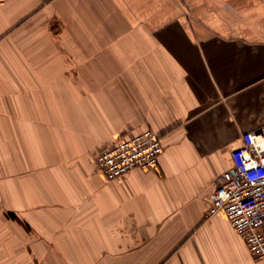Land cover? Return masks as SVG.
<instances>
[{
    "label": "crops",
    "instance_id": "0c3cea01",
    "mask_svg": "<svg viewBox=\"0 0 264 264\" xmlns=\"http://www.w3.org/2000/svg\"><path fill=\"white\" fill-rule=\"evenodd\" d=\"M264 127V0H0V264H264L216 178ZM152 129L150 168L94 155ZM3 212L0 210V213Z\"/></svg>",
    "mask_w": 264,
    "mask_h": 264
},
{
    "label": "built area",
    "instance_id": "2783aa9c",
    "mask_svg": "<svg viewBox=\"0 0 264 264\" xmlns=\"http://www.w3.org/2000/svg\"><path fill=\"white\" fill-rule=\"evenodd\" d=\"M162 151L152 129L119 137L95 156L98 171L115 179L133 168H150ZM232 167L216 178L208 214L223 212L250 253L264 259V127L242 134L231 153Z\"/></svg>",
    "mask_w": 264,
    "mask_h": 264
},
{
    "label": "rangeland",
    "instance_id": "374dc122",
    "mask_svg": "<svg viewBox=\"0 0 264 264\" xmlns=\"http://www.w3.org/2000/svg\"><path fill=\"white\" fill-rule=\"evenodd\" d=\"M102 148H103V147H102ZM99 151H100V150H98V151L95 153V155H94V164H95V167H96L97 170H98V168H97V166H96L95 156H96V154H97ZM0 210L3 211V212L0 213V217H6V216H7V212L4 211L5 209L3 208V209H0Z\"/></svg>",
    "mask_w": 264,
    "mask_h": 264
},
{
    "label": "trees",
    "instance_id": "16d2710c",
    "mask_svg": "<svg viewBox=\"0 0 264 264\" xmlns=\"http://www.w3.org/2000/svg\"><path fill=\"white\" fill-rule=\"evenodd\" d=\"M7 216L10 217V218H17L16 215L14 213H12V212H8Z\"/></svg>",
    "mask_w": 264,
    "mask_h": 264
}]
</instances>
